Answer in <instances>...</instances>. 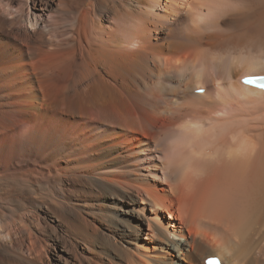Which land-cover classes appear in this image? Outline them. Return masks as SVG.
<instances>
[{"label":"bare ground","instance_id":"1","mask_svg":"<svg viewBox=\"0 0 264 264\" xmlns=\"http://www.w3.org/2000/svg\"><path fill=\"white\" fill-rule=\"evenodd\" d=\"M1 64L0 249L41 216L30 264H264V0H0Z\"/></svg>","mask_w":264,"mask_h":264},{"label":"rangeland","instance_id":"2","mask_svg":"<svg viewBox=\"0 0 264 264\" xmlns=\"http://www.w3.org/2000/svg\"><path fill=\"white\" fill-rule=\"evenodd\" d=\"M5 35H7V36H5ZM4 37H10V36L5 33ZM28 62L30 64H32L31 60H28ZM0 71H1V73H0V90H1V92L0 93L3 94L2 99H4V98H7L9 95L11 97L13 94V86H11L12 84L10 83L11 79H12V75L10 73V70L9 71L7 70L6 64H1ZM6 100L8 102V99H6ZM21 125H22V123H21ZM39 217H37V219H34V221H32L33 224L36 221V225L34 224V226L30 227L29 230L27 228L26 229L23 228L24 230L20 229L21 231L20 230L17 231V235L14 238V241L12 242L11 246L9 245L8 246L9 248L7 247L8 250L6 249L4 251V250L0 249V264H22V263L23 264H30V263H28V261L30 260V256H33L32 254L35 253V249L36 250L41 249L42 254L44 253V255L46 254L47 256H50V255L52 256L54 254V251L56 250V248L58 246L60 247L61 244L62 245L65 244L64 246L66 248L68 247L67 241H65V239L63 237H61V233L59 230H55V228H53V225L49 221V219L43 218L41 216H39ZM165 220H169L167 216H165ZM47 221H48V223H46ZM31 230L33 233L31 232ZM23 231H25L26 233ZM18 232H19V235H18ZM154 234L156 235V233H154ZM29 235H31V237H28ZM177 240H180V239L177 238ZM54 244H56V245H54ZM175 254H176V252H175ZM179 255H182V254L179 253ZM26 261H27V263H26Z\"/></svg>","mask_w":264,"mask_h":264}]
</instances>
